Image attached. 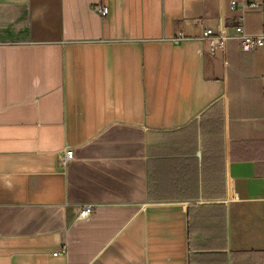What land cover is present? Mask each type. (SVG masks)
<instances>
[{
  "label": "crops",
  "instance_id": "obj_1",
  "mask_svg": "<svg viewBox=\"0 0 264 264\" xmlns=\"http://www.w3.org/2000/svg\"><path fill=\"white\" fill-rule=\"evenodd\" d=\"M243 15L0 0V264H264V49L202 40Z\"/></svg>",
  "mask_w": 264,
  "mask_h": 264
},
{
  "label": "built area",
  "instance_id": "obj_2",
  "mask_svg": "<svg viewBox=\"0 0 264 264\" xmlns=\"http://www.w3.org/2000/svg\"><path fill=\"white\" fill-rule=\"evenodd\" d=\"M232 8L237 7V2L233 1L231 3ZM243 12L250 10H258L260 8L259 3L250 2L243 3L240 5ZM94 12L100 17H106L109 13V9L102 5H95L93 7ZM184 37L181 35L174 39L175 42L183 40ZM202 40L208 41L209 52L214 55L218 49H224L229 40H235L238 43V47L243 53H250L256 50L264 49V34L260 35H250L247 33L245 28V17L244 15L240 17L237 25L234 27V32L232 35L227 34L224 26H220L216 35L212 29H205L203 31ZM74 158V150L69 149L65 152L63 156L62 163L66 164ZM95 205L88 204L82 207L81 212L78 216L79 219H89V217L94 212Z\"/></svg>",
  "mask_w": 264,
  "mask_h": 264
}]
</instances>
